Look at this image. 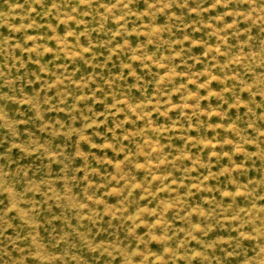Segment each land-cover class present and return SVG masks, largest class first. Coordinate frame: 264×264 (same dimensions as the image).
Returning <instances> with one entry per match:
<instances>
[{"label": "rangeland", "instance_id": "374dc122", "mask_svg": "<svg viewBox=\"0 0 264 264\" xmlns=\"http://www.w3.org/2000/svg\"><path fill=\"white\" fill-rule=\"evenodd\" d=\"M0 264H264V0H0Z\"/></svg>", "mask_w": 264, "mask_h": 264}]
</instances>
